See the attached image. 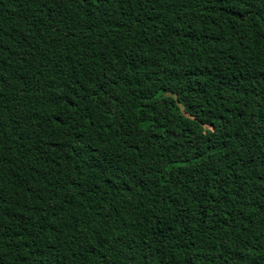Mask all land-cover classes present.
Listing matches in <instances>:
<instances>
[{
  "label": "trees",
  "instance_id": "obj_1",
  "mask_svg": "<svg viewBox=\"0 0 264 264\" xmlns=\"http://www.w3.org/2000/svg\"><path fill=\"white\" fill-rule=\"evenodd\" d=\"M0 264H264V0H0Z\"/></svg>",
  "mask_w": 264,
  "mask_h": 264
}]
</instances>
